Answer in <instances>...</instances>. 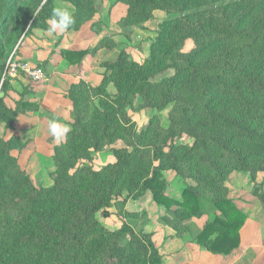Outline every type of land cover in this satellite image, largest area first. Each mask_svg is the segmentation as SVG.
Instances as JSON below:
<instances>
[{"label":"trees","instance_id":"trees-1","mask_svg":"<svg viewBox=\"0 0 264 264\" xmlns=\"http://www.w3.org/2000/svg\"><path fill=\"white\" fill-rule=\"evenodd\" d=\"M52 1L0 0V76L7 56L49 12ZM193 1L126 0L128 11H140V19L147 7L178 14L159 25L150 47L152 61L166 45L175 54L166 62L174 74L146 100L157 109L173 105L160 138L112 149L116 161L99 171L82 165L70 174L79 158L89 156L88 148L108 140L115 114L106 107L87 125L81 82L68 94L71 131L63 145L54 146L57 170L51 186L34 185L11 154L21 146L19 138L0 133V264H161L149 235L136 233L126 222L109 230L96 219L100 210L109 214L105 208L123 188L133 199L150 190L164 207L166 217L160 220L177 236L184 220L211 215L192 241L223 255L239 246L247 213L227 197L222 183L229 167L247 172L253 181L264 169V0H198L191 6ZM84 4L95 12L93 0H80L78 6ZM84 21L76 18L70 29L79 30ZM187 39L193 48L179 53ZM88 52L64 49L62 54L69 64H77ZM123 65L118 58L108 68L119 72ZM37 107L36 102L20 101L10 109L0 98V125L11 129L18 114ZM182 134L193 138L184 153L179 152ZM165 168L192 178L205 191L188 185L180 200L167 196ZM33 251L42 254L39 259L27 257Z\"/></svg>","mask_w":264,"mask_h":264},{"label":"rangeland","instance_id":"rangeland-1","mask_svg":"<svg viewBox=\"0 0 264 264\" xmlns=\"http://www.w3.org/2000/svg\"><path fill=\"white\" fill-rule=\"evenodd\" d=\"M79 1L53 0L49 12L22 35L7 56L0 76V98L6 107L15 109L20 101L36 102L38 105L35 110L18 114L13 128L4 129L5 123L0 125V133L3 132L5 138L17 135L22 143L20 147L12 149L11 154L17 158L20 167L28 173L36 186L49 187L54 183L57 170L53 161L54 146H61L65 141L58 143L52 139L47 131V121L55 116L70 127L72 103L68 94L80 82L81 108L86 111L87 125L96 121L97 113L104 114L106 107L107 111H112V114L114 111L115 114L111 118V136L106 142L102 141L96 147L88 148L89 156L79 158L73 168L68 170L70 174L82 165L99 171L103 166L116 161L112 149L130 147L131 144H149L152 139L160 138L159 130L167 128L170 123L172 104L168 103L164 108L157 109L146 100L147 97L152 98L166 77L174 74L172 69L166 67V62L175 54L168 51L166 45L155 61L149 60V55L159 25L178 14L147 7L142 9L143 19H140L137 14L141 8L136 14L129 12L126 0H93L95 12L86 9L88 4L78 6ZM196 3L198 0L190 5L195 6ZM54 7L68 8L74 19L84 18V24L79 30L84 28L82 34L87 38L95 37L92 42L76 43L79 46L87 44L89 49L80 63L69 64L62 54L66 48L60 46L64 38L68 39V36L75 34V30L69 29L63 34L51 35L46 31ZM192 48L193 43L187 39L178 48V52L187 53ZM10 55L25 64L30 71L40 69L41 76L35 79L23 71L14 75L5 73L6 61ZM118 58L125 61L124 68L119 72L108 68ZM179 141L182 142L179 152L184 153L191 146L193 138L182 134ZM225 175L222 185L227 197L241 210H246L247 218L249 217L246 227L251 232H247L249 238H253L254 229L258 232L255 240L252 239L253 243H250L252 247L249 252L259 255L254 264H262L264 169L256 173L254 181L247 172L232 167L226 170ZM163 176L168 183L166 195L171 198L180 200L182 189L188 185L205 191L192 178H183L174 169L165 168ZM105 210L109 214L104 216L100 210L96 213V219L106 229L116 230L126 222L136 233L149 235L148 239L152 242L154 237L156 242L159 241L157 238L163 234L160 230L163 226L170 228L169 235H176L174 229L160 220L161 217H166L165 210L152 199L150 190L133 199L127 197V190L123 188ZM210 217L211 215L192 216L184 220L179 226L182 235L178 237L192 241ZM89 248L87 243L85 252ZM41 255L38 251L27 253L30 259H39ZM133 256L138 258L139 253L135 252Z\"/></svg>","mask_w":264,"mask_h":264},{"label":"crops","instance_id":"crops-1","mask_svg":"<svg viewBox=\"0 0 264 264\" xmlns=\"http://www.w3.org/2000/svg\"><path fill=\"white\" fill-rule=\"evenodd\" d=\"M82 30L76 31L74 34L75 36L71 35L68 36V39L67 37L64 38L60 46H64V48L68 50L87 49V44L79 46L76 43L79 44L85 41L92 42L95 37H85L82 34ZM21 58H24L23 55ZM248 221L249 217L239 231V246L232 253L227 255L211 253L191 240H186L176 235H169L170 232H168V230H170V228L167 226H163L162 229H160L163 234L158 236L157 240L159 241L156 242L154 237L153 242L161 256L162 264H254L256 259H259V255L253 254V252L251 253L249 250L252 247L250 243H253L252 239L255 240L258 232L254 229L253 238H249L248 233L250 234L251 232L249 228L248 230L246 229ZM263 256L264 254L260 258L262 259ZM262 264H264V257Z\"/></svg>","mask_w":264,"mask_h":264},{"label":"clouds","instance_id":"clouds-1","mask_svg":"<svg viewBox=\"0 0 264 264\" xmlns=\"http://www.w3.org/2000/svg\"><path fill=\"white\" fill-rule=\"evenodd\" d=\"M75 23L73 13L66 7H54L48 20V34L65 33ZM47 131L52 139L58 143L66 141L71 128L53 116L47 121Z\"/></svg>","mask_w":264,"mask_h":264},{"label":"built area","instance_id":"built-area-1","mask_svg":"<svg viewBox=\"0 0 264 264\" xmlns=\"http://www.w3.org/2000/svg\"><path fill=\"white\" fill-rule=\"evenodd\" d=\"M5 69H6L5 73L13 74V75L16 74L18 71H23L29 74L30 76H33V78L35 79L41 76L40 69L30 71V69L25 64H22L20 61L15 59L13 55H10L8 57L6 61Z\"/></svg>","mask_w":264,"mask_h":264}]
</instances>
